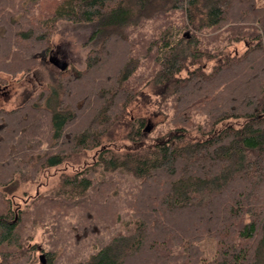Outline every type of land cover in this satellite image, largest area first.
I'll return each mask as SVG.
<instances>
[{"label": "trees", "instance_id": "obj_1", "mask_svg": "<svg viewBox=\"0 0 264 264\" xmlns=\"http://www.w3.org/2000/svg\"><path fill=\"white\" fill-rule=\"evenodd\" d=\"M263 1L0 0V264H264Z\"/></svg>", "mask_w": 264, "mask_h": 264}, {"label": "rangeland", "instance_id": "obj_2", "mask_svg": "<svg viewBox=\"0 0 264 264\" xmlns=\"http://www.w3.org/2000/svg\"><path fill=\"white\" fill-rule=\"evenodd\" d=\"M264 2V1H263ZM90 27L85 26V25H75V24H70V23H60L58 31L54 34L53 36V46L54 49L52 51L51 56L49 59L52 57L54 60L59 63L61 67H63L64 63L65 64H73L76 66V68L81 69L84 66V59H85V54L92 46V42L89 41L88 37L90 34ZM236 48L239 51L243 50V44H236ZM28 78L31 80V83L33 84L34 87L38 85L40 81H45L47 78L46 74L41 71V72H36L34 74H30ZM43 83V82H42ZM14 85V84H13ZM15 89V90H14ZM14 89L9 88L7 90L8 96L7 99L4 103V106L6 107H12L15 105L17 101V95L19 92V89H17L14 85ZM17 90V93H15ZM240 120L236 119H231V120H226L220 122L216 128L219 129L221 127L227 126V125H234L239 122ZM63 169V167H61ZM59 171H54L52 169L49 172V177L48 179H42V182L45 183L44 188H50L53 186L56 182V178L58 175ZM23 190L27 191L28 194H31L34 192V189H29L28 187H23ZM41 238V230L40 228L37 229V232L35 234V239L40 240ZM199 246L203 250V255L205 259L210 260L213 258L216 250L215 246V241L208 236L203 237L199 242ZM40 254L44 255V264H48L45 258V254L43 252H40ZM39 259V256H38ZM39 264L40 260H39Z\"/></svg>", "mask_w": 264, "mask_h": 264}, {"label": "water", "instance_id": "obj_3", "mask_svg": "<svg viewBox=\"0 0 264 264\" xmlns=\"http://www.w3.org/2000/svg\"><path fill=\"white\" fill-rule=\"evenodd\" d=\"M145 130L148 131V128H146ZM43 258H44V255H43V254H40V255H39V260H40V263H41V264H44V263H43V262H44Z\"/></svg>", "mask_w": 264, "mask_h": 264}]
</instances>
